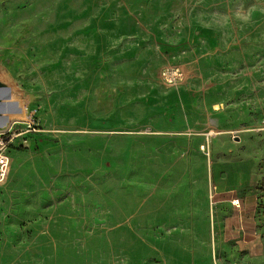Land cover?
Returning <instances> with one entry per match:
<instances>
[{
  "label": "rangeland",
  "instance_id": "obj_1",
  "mask_svg": "<svg viewBox=\"0 0 264 264\" xmlns=\"http://www.w3.org/2000/svg\"><path fill=\"white\" fill-rule=\"evenodd\" d=\"M0 75V264H264V0H0Z\"/></svg>",
  "mask_w": 264,
  "mask_h": 264
},
{
  "label": "built area",
  "instance_id": "obj_2",
  "mask_svg": "<svg viewBox=\"0 0 264 264\" xmlns=\"http://www.w3.org/2000/svg\"><path fill=\"white\" fill-rule=\"evenodd\" d=\"M41 131V127L33 114H29L25 119L15 120L3 131H0V183H2L9 172L11 156L9 150L11 145L20 139L22 143L28 141L30 135ZM239 204V200H235Z\"/></svg>",
  "mask_w": 264,
  "mask_h": 264
},
{
  "label": "water",
  "instance_id": "obj_3",
  "mask_svg": "<svg viewBox=\"0 0 264 264\" xmlns=\"http://www.w3.org/2000/svg\"><path fill=\"white\" fill-rule=\"evenodd\" d=\"M14 92L13 85L0 75V131L6 130L13 121L28 116L24 114L21 102L14 97Z\"/></svg>",
  "mask_w": 264,
  "mask_h": 264
},
{
  "label": "crops",
  "instance_id": "obj_4",
  "mask_svg": "<svg viewBox=\"0 0 264 264\" xmlns=\"http://www.w3.org/2000/svg\"><path fill=\"white\" fill-rule=\"evenodd\" d=\"M36 135H37V133H35V134H33V135H30L29 138H28V141H27V142H29L30 140H34V138L36 137ZM25 144H26V142H25V143H22V141H21L20 139H17V140L11 145L10 150L12 149V147L20 146V145H25ZM10 150H9V154H10V156H11V161H12V153H11ZM10 165H11V163H10Z\"/></svg>",
  "mask_w": 264,
  "mask_h": 264
}]
</instances>
